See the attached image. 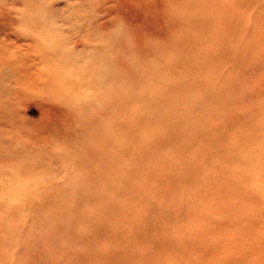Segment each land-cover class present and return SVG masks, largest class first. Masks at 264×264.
<instances>
[{
	"label": "rangeland",
	"instance_id": "1",
	"mask_svg": "<svg viewBox=\"0 0 264 264\" xmlns=\"http://www.w3.org/2000/svg\"><path fill=\"white\" fill-rule=\"evenodd\" d=\"M0 264H264V0H0Z\"/></svg>",
	"mask_w": 264,
	"mask_h": 264
}]
</instances>
